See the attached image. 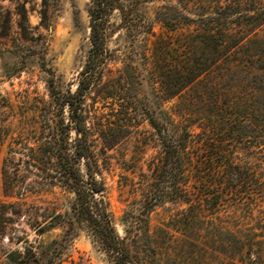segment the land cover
<instances>
[{
    "label": "trees",
    "instance_id": "obj_1",
    "mask_svg": "<svg viewBox=\"0 0 264 264\" xmlns=\"http://www.w3.org/2000/svg\"><path fill=\"white\" fill-rule=\"evenodd\" d=\"M140 1L91 0V48L77 90L64 94L53 78L49 84L55 102L68 108L71 123L37 149L47 159L40 168L45 178L74 193L66 215H36L38 232L61 225L47 222L49 217L84 223L113 264L156 262L148 251L134 252L116 229L105 184L97 177L84 100L109 61L111 14L118 10L122 24L131 25ZM163 1L156 18L164 30L153 42L162 101L147 114L161 152L150 162L143 207L149 212L167 201L187 207L172 224L181 237L175 238L171 225L163 228L172 248L162 264H205L215 253L227 264H264V0ZM173 99V106L165 107ZM6 109L13 106L0 94V112ZM71 128L77 134L74 144ZM9 134L0 120V154ZM24 202L11 215L0 208V243L13 216L33 215ZM177 242L189 247L178 250ZM153 252L154 259L162 255ZM6 253V264H55L53 258L43 260L33 245Z\"/></svg>",
    "mask_w": 264,
    "mask_h": 264
},
{
    "label": "rangeland",
    "instance_id": "obj_2",
    "mask_svg": "<svg viewBox=\"0 0 264 264\" xmlns=\"http://www.w3.org/2000/svg\"><path fill=\"white\" fill-rule=\"evenodd\" d=\"M90 3L0 0V94L13 106L0 112L1 122L10 130L0 154V201L6 203L0 208L11 215L18 203L25 201L23 207L33 214L27 219L13 216L9 233L0 243V264H6L7 251H24L29 245L43 260L53 258L55 264H113L86 224L71 225L66 216L53 218L70 212L74 193L45 178L47 173L40 168L47 159L37 152L71 123L68 108L61 109L55 102L49 84L53 78L62 93L77 90L91 48ZM164 4L163 0H141L131 25L122 24L118 10L111 14L109 61L101 80L84 100L86 126L99 164L97 177L105 184L116 229L127 237L134 252L148 251L156 264L166 262L163 256L172 248L163 228L171 225L175 238L181 237L172 224L187 207L173 201L149 212L143 207L150 162L161 152L147 114L151 108L157 110L162 101L153 42L164 30L156 18ZM175 102L168 101L165 107ZM70 131L69 142L74 144L77 134L72 128ZM14 202L16 206L10 205ZM43 212L53 215L47 222L61 225L40 234L35 220L37 216L41 219ZM10 236L15 237L13 241ZM17 236L23 240L18 241ZM174 246L178 250L189 247L182 242ZM153 249L162 255L157 253L154 259ZM204 261L228 263L220 253Z\"/></svg>",
    "mask_w": 264,
    "mask_h": 264
}]
</instances>
